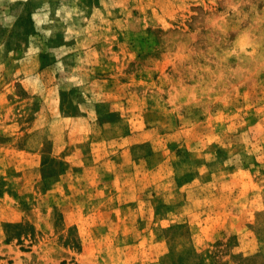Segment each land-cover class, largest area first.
<instances>
[{"label":"rangeland","instance_id":"obj_1","mask_svg":"<svg viewBox=\"0 0 264 264\" xmlns=\"http://www.w3.org/2000/svg\"><path fill=\"white\" fill-rule=\"evenodd\" d=\"M0 264H264V0H0Z\"/></svg>","mask_w":264,"mask_h":264}]
</instances>
